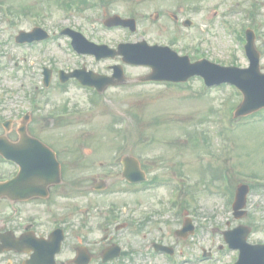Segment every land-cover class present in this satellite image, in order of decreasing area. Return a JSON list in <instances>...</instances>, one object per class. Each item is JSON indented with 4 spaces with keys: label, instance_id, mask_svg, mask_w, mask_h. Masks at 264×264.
Segmentation results:
<instances>
[{
    "label": "rangeland",
    "instance_id": "374dc122",
    "mask_svg": "<svg viewBox=\"0 0 264 264\" xmlns=\"http://www.w3.org/2000/svg\"><path fill=\"white\" fill-rule=\"evenodd\" d=\"M67 1L0 0L12 14L7 16L0 9V133L1 123L8 117L16 121L28 105V93L19 85H25L22 88L26 90L35 82L41 83L42 66L66 69L84 64L86 69L107 73L108 64L120 63L127 77L125 82L98 96L73 81L57 86L53 78L48 89L40 93L45 94L46 118L30 124L35 135H55L51 137L60 143L58 147L72 150L67 158L71 157L79 174L98 171L99 161H115L130 153L140 155L144 167L157 177L171 179L168 187L137 191V187H129L121 179L119 166L103 167L109 169V190L94 196L92 238L99 239L104 234L106 221H99L107 219L108 209L114 204L116 221L127 223L117 233L118 241L124 251L134 250L131 260L124 256L108 264H232L236 252L226 247L222 231L239 223L255 227L248 238L250 242L264 243L262 109L253 117L236 119L233 110L242 97L231 86L205 89L197 77L174 85L141 83L136 78L149 69L128 66L119 58L95 61L77 56L65 37L45 47L14 42L20 29L27 30L33 24L51 30L70 26L95 42L114 45L145 39L150 44H166L188 55L191 61L206 58L225 66L245 67L248 60L238 35L244 37L249 27L256 29L255 46L264 72V0H102L104 4L90 0L94 5L76 9L65 7ZM113 13L134 17L137 30L104 27L102 20ZM187 18L193 22L188 27L181 23ZM51 111L52 115H48ZM9 136L14 135L10 132ZM182 174L187 181H181ZM242 182L261 186L249 194L247 206L251 214L235 219L229 207L233 199L232 195L229 201V190L234 193ZM170 187H175L176 205L167 208ZM82 197L79 203H84ZM145 212L152 214L143 228H137ZM185 214L191 216L196 232L177 239L174 230L181 226ZM153 240L175 247V263L151 252ZM202 248L211 249L213 258L203 259ZM98 250L99 246H95L93 264H100Z\"/></svg>",
    "mask_w": 264,
    "mask_h": 264
},
{
    "label": "flooded vegetation",
    "instance_id": "af4514ba",
    "mask_svg": "<svg viewBox=\"0 0 264 264\" xmlns=\"http://www.w3.org/2000/svg\"><path fill=\"white\" fill-rule=\"evenodd\" d=\"M15 132L16 130L14 134ZM59 158L62 160L61 156ZM13 166L8 171L7 179H13L17 173V169ZM31 177L37 195L18 201L3 199L6 201V209L0 211V243L4 235L16 247L22 249V252L11 249L1 253L0 264H29L33 253L32 247L37 243L36 241L40 238H48L56 228L62 229L65 239L60 252L55 255L56 264H70V260L75 256L76 249L80 245H84L94 255L96 242L94 239L90 241L93 227L89 222V209L85 208L83 213L79 214L77 210L70 211L63 205L64 201L78 200L77 188L79 186L72 174L66 172L65 169L64 180L60 184L48 186L47 189L41 186L44 183L38 180L40 178L38 171H33ZM96 178L92 177L91 181H96ZM44 191L45 196L42 194ZM2 213L6 215L3 216ZM112 238L113 236L110 235L102 239L103 247L113 243Z\"/></svg>",
    "mask_w": 264,
    "mask_h": 264
},
{
    "label": "water",
    "instance_id": "95a60500",
    "mask_svg": "<svg viewBox=\"0 0 264 264\" xmlns=\"http://www.w3.org/2000/svg\"><path fill=\"white\" fill-rule=\"evenodd\" d=\"M107 24H130V20H119L118 17H112ZM74 36V44L83 50L86 45L85 40L81 38L77 33L71 32ZM94 48V52L105 51L104 54H99V56H114L105 46H97L90 44ZM122 48L121 53L124 55V61H135L139 59L138 62L149 64L152 68V73L148 78H158L157 74L162 73V79L173 80V81H184L189 76L193 74H199L205 78V80H217V81H229L236 84L243 92L244 99L241 105L235 111V116L244 115L250 113L257 108L264 106V74L259 71L258 66V53L253 48V36L247 32V51L250 55V66L246 69H239L236 67H221L216 64H212L206 60L197 61L194 63H189L187 57H177L176 54L167 48L162 47H148L144 42L134 45V50L140 49L135 53H129L125 51L126 46H119ZM103 49V50H99ZM84 51V50H83ZM98 57V56H97ZM176 61L177 63H174ZM168 72L170 73L168 75ZM157 73V74H156ZM93 79L89 81V84H93L99 91H102L106 84L102 80L103 77H98L90 74ZM83 82L80 76H78ZM102 79V80H100ZM210 82V81H208ZM247 192V187H239L236 199L234 203V209H238L244 205V197ZM187 230H192L189 226H184L181 231L177 234L182 236L186 235ZM225 239L231 247L238 248L240 250L239 259L236 264H264V245L251 246L246 244L245 238L247 232L244 228L239 230L237 236L235 231L226 232ZM160 249L168 250L167 247L158 246ZM104 258V260H106Z\"/></svg>",
    "mask_w": 264,
    "mask_h": 264
}]
</instances>
